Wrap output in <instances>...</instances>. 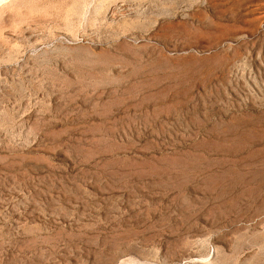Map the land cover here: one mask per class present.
Returning a JSON list of instances; mask_svg holds the SVG:
<instances>
[{
    "label": "rangeland",
    "instance_id": "rangeland-1",
    "mask_svg": "<svg viewBox=\"0 0 264 264\" xmlns=\"http://www.w3.org/2000/svg\"><path fill=\"white\" fill-rule=\"evenodd\" d=\"M0 264H264V0H0Z\"/></svg>",
    "mask_w": 264,
    "mask_h": 264
}]
</instances>
